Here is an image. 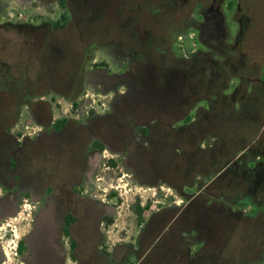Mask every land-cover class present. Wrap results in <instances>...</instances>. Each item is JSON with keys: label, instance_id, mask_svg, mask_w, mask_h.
<instances>
[{"label": "flooded vegetation", "instance_id": "1", "mask_svg": "<svg viewBox=\"0 0 264 264\" xmlns=\"http://www.w3.org/2000/svg\"><path fill=\"white\" fill-rule=\"evenodd\" d=\"M163 1L174 8L164 29L149 33L144 19L156 17L143 6L131 31L91 46L81 43L77 16L91 24L111 0H0V264H264V251L227 260L217 249L223 228L258 217L264 226V122L246 143L264 116V64L243 53L248 19L235 20L243 0ZM181 17L189 22L180 31ZM187 31L198 44L188 56L176 42ZM198 64L208 94L179 119ZM212 90L227 111L210 128L244 137L195 144L189 129L198 112L215 109ZM89 92L110 96L104 111ZM54 98L70 102L68 115L53 110ZM180 138L194 150L186 155ZM122 171L158 197L168 198V187L171 202L135 208L136 228L113 240L118 207L99 182ZM228 174L240 186L222 201L215 191Z\"/></svg>", "mask_w": 264, "mask_h": 264}, {"label": "rangeland", "instance_id": "2", "mask_svg": "<svg viewBox=\"0 0 264 264\" xmlns=\"http://www.w3.org/2000/svg\"><path fill=\"white\" fill-rule=\"evenodd\" d=\"M197 1L199 3H206V0H192ZM149 3V4H148ZM148 5V6H147ZM147 7L148 14L155 16V20H146L144 19L145 26L152 30L151 34H155L154 32H158L161 29H164L167 26L164 22L165 18H170L172 13L174 12V8H167V3L163 0H111L110 8H104L98 13V19L91 23H83L81 22V14L77 16L80 19V27L79 33L82 35L83 42L85 45L90 43V45H94L99 39L103 41L107 40H115V37L120 34L123 30H130L132 27L136 16L138 15H146L145 13L140 11L141 7ZM240 9L242 10L235 16V20L242 19L241 15L248 19L245 23L242 19V39H243V53L246 54V58L250 63L256 64H264V0H243L241 3ZM187 14H185L186 17ZM188 16V15H187ZM181 17L177 23V29L182 30L183 23L187 22V18ZM129 18H133L131 22H127ZM157 19V20H156ZM189 22V21H188ZM245 23V24H244ZM131 31V30H130ZM184 37H177V44L179 45V49L184 52L188 56L189 53L194 51L198 44L196 42L195 36L192 32L187 31ZM186 36V37H185ZM73 42V41H72ZM72 46L73 49L75 47V42ZM71 48V47H70ZM74 52L66 53V58H70L74 55ZM94 58L96 61H105L107 64V58L103 55L102 52H95ZM206 67V63L204 64ZM68 62L65 60H61L60 62V70L59 77L64 79L66 77V71L68 69ZM202 65L198 64L196 66L195 71H199L195 73L194 78L191 80L190 85H192V92H186L187 104H183L179 107L178 113L176 114L179 119H183L188 116V112L192 107L197 106L196 99L197 98H205L207 96V88H208V79L206 80V70L201 71ZM201 71V73H200ZM193 74V73H192ZM194 75V74H193ZM197 82H202L203 84L196 85ZM223 84H221L222 86ZM218 86V84H216ZM218 93L215 90L211 91L212 97H216V104H214L215 109L211 111V114H206L203 111L198 112L194 125L189 129L190 134H194V142L197 143L198 139L201 137L211 138L213 135H216L218 138H228V137H244L245 134L235 133L234 129L232 131L226 130H215L214 128H210L212 126V121L218 119L221 116L219 113L226 112L227 110H219L222 106V103L226 102L224 99H220L218 97ZM89 95L93 99L92 107L97 112H102L107 107V101L110 96L103 97L101 94L97 92H89ZM53 110L60 114L61 116H65L69 114L70 110V102L68 100L54 98L51 100ZM55 102V103H54ZM200 105L203 106V103L200 102ZM264 103L260 102V107H263ZM186 111L183 108H187ZM264 112V111H263ZM262 115V114H260ZM164 120V119H163ZM264 122V116L258 117V125L256 130L250 129L246 133V137H251L250 140H246V143L251 142L261 128ZM206 125V129H205ZM207 130V131H205ZM182 136L186 139L187 131H183ZM237 134V136L235 135ZM183 139H179V145L181 149H183L184 153L187 155L188 153L194 150V147L183 143ZM179 165L183 167V161L178 160ZM120 168V166H119ZM115 172H119L118 169H115ZM199 172L196 170V173ZM126 173L124 171L120 172L117 176H110L108 179L105 177V181H100L101 188H105V192L113 191L114 196L112 199H106L109 205L115 204L117 211V216L115 217V226L113 233H111V237L113 240H117L120 238V233L122 230H127L128 233L126 236H129L132 231L136 228V217H135V208L140 207L143 204H150L152 207L157 205V201L162 199H166V203L171 202L169 200L171 189L168 187H164V194H168V198L165 196L158 197L156 191L152 188L148 187H140L134 183H129L126 181ZM125 176V177H124ZM117 177V178H114ZM113 179L116 182L112 181ZM226 179V181H225ZM225 179L221 181V185L216 189V193L219 194V199L222 201H226L227 199L233 197L237 190L239 189V182H235L231 175H226ZM114 187V188H112ZM117 188V189H116ZM114 189V190H113ZM102 194V192L97 193V195ZM103 195V194H102ZM104 199V197H101ZM241 205L247 208L249 211L252 210V203L245 198L240 199ZM260 218L258 217L257 223H251L249 225H238L234 229L230 231H226L224 228L221 231L220 239L218 242L217 249H223L222 256L227 260L230 258L238 257L240 252L243 251L244 258L252 259L255 257L257 252L264 251V226L260 223ZM264 223V222H263ZM261 226V227H260ZM15 261L13 259L10 260V264H13Z\"/></svg>", "mask_w": 264, "mask_h": 264}]
</instances>
